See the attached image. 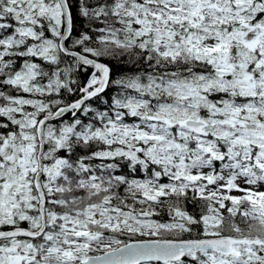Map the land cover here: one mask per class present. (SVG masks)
<instances>
[{
  "label": "snow or ice",
  "instance_id": "6c2138e0",
  "mask_svg": "<svg viewBox=\"0 0 264 264\" xmlns=\"http://www.w3.org/2000/svg\"><path fill=\"white\" fill-rule=\"evenodd\" d=\"M0 264H264V0H0Z\"/></svg>",
  "mask_w": 264,
  "mask_h": 264
},
{
  "label": "trees",
  "instance_id": "16d2710c",
  "mask_svg": "<svg viewBox=\"0 0 264 264\" xmlns=\"http://www.w3.org/2000/svg\"><path fill=\"white\" fill-rule=\"evenodd\" d=\"M105 62L107 63L108 61L107 60H105ZM91 72V69H89V73ZM80 79H81V81H86V79H87V76L86 75H81L80 76ZM114 92H115V89L113 90V92L112 93H110V94H114ZM77 97H75V96H73V97H70V99H76ZM93 106H96V103L94 102L93 103ZM67 118V117H66ZM189 210H191V207H190V209ZM165 219H167V217L165 216L164 217ZM183 238H190V237H188V235L187 234H185V236L183 237Z\"/></svg>",
  "mask_w": 264,
  "mask_h": 264
},
{
  "label": "rangeland",
  "instance_id": "374dc122",
  "mask_svg": "<svg viewBox=\"0 0 264 264\" xmlns=\"http://www.w3.org/2000/svg\"><path fill=\"white\" fill-rule=\"evenodd\" d=\"M233 194L239 195V193H233Z\"/></svg>",
  "mask_w": 264,
  "mask_h": 264
}]
</instances>
